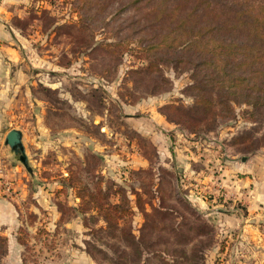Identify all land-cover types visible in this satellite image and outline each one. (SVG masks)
<instances>
[{"label":"rangeland","instance_id":"obj_1","mask_svg":"<svg viewBox=\"0 0 264 264\" xmlns=\"http://www.w3.org/2000/svg\"><path fill=\"white\" fill-rule=\"evenodd\" d=\"M0 4L16 55L0 197L17 219L0 264H264V205L235 167H264V106L195 88L186 47L145 22L153 0Z\"/></svg>","mask_w":264,"mask_h":264},{"label":"trees","instance_id":"obj_2","mask_svg":"<svg viewBox=\"0 0 264 264\" xmlns=\"http://www.w3.org/2000/svg\"><path fill=\"white\" fill-rule=\"evenodd\" d=\"M153 1L145 22L164 31L163 39L186 47L201 76H193L195 88L210 86L223 96L217 103L225 109L240 97L264 106V0Z\"/></svg>","mask_w":264,"mask_h":264},{"label":"crops","instance_id":"obj_3","mask_svg":"<svg viewBox=\"0 0 264 264\" xmlns=\"http://www.w3.org/2000/svg\"><path fill=\"white\" fill-rule=\"evenodd\" d=\"M18 1L20 0H0L1 3H5L6 5H13ZM1 10H3L2 4H0V130H2V128H4L6 125L4 119L6 112L5 109L8 107V103L11 105V99L8 98V86L11 87L13 84L11 76L13 75L15 63L14 60L16 59L14 48L11 45V40L13 39V32L11 28L7 26V15L4 14L2 16ZM15 74H18V72H16ZM256 161L257 160L248 159L242 162L240 165H235V167H238L240 169H246V171L244 172H249L247 173L245 178L238 181L237 184L240 186H246L248 184L254 185L256 189V199L258 201V204L260 203L264 205V167L259 166V164L255 165ZM249 167H251V169ZM2 199L3 198L0 197V208L4 209L3 207H5L7 209H5V211L0 209V226L4 224L7 226L11 224L15 225L17 223V219L15 216L14 208L12 205H10L11 203L6 202ZM14 225L11 226L13 227ZM9 237L12 239V241L17 240L15 237V230L10 231L7 235L6 238L8 243H10ZM73 259L74 261H78L79 263L80 261L81 263L82 261H84L85 264H92L91 260H88L81 255L73 257Z\"/></svg>","mask_w":264,"mask_h":264},{"label":"water","instance_id":"obj_4","mask_svg":"<svg viewBox=\"0 0 264 264\" xmlns=\"http://www.w3.org/2000/svg\"><path fill=\"white\" fill-rule=\"evenodd\" d=\"M4 144L17 156V159L28 168V158L22 143V133L19 129H9L4 137Z\"/></svg>","mask_w":264,"mask_h":264}]
</instances>
